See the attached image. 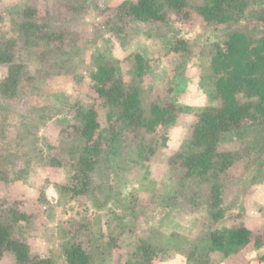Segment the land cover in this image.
<instances>
[{"label": "rangeland", "instance_id": "obj_1", "mask_svg": "<svg viewBox=\"0 0 264 264\" xmlns=\"http://www.w3.org/2000/svg\"><path fill=\"white\" fill-rule=\"evenodd\" d=\"M123 1L0 0V40L16 38V56L24 63L18 93H0V214L34 256H49L56 264H66L65 245L75 238L95 264H143L138 250L143 242L158 246L159 264H259L264 249L252 245L237 258L211 253L206 263L205 238L232 225L248 226L255 234L264 229V128L223 137L219 150L237 158L224 177L225 217L214 224L206 204L209 184L181 183L170 160L193 148L195 110L222 103L211 65L216 45L233 31L262 29L264 0H250L241 21L233 24L206 23L194 7L207 0H190L194 6L184 21L173 16L166 22L128 25L118 14ZM32 3L43 8L39 21L49 28L68 21L74 39L52 48L41 41L26 47L20 24L22 10ZM68 3H79L83 11L74 12ZM136 54L149 65L142 77ZM107 62L129 85L141 87L146 113L166 100L184 109L176 121L153 132L126 131L110 166H105V156L97 166L90 193L73 199L62 187L71 184L73 170L55 160L68 164L78 155L82 139L69 125L79 123V108L91 106L92 75ZM7 67L0 63V81ZM96 106L102 127L114 122L100 101ZM194 192L201 204L172 207L164 198L177 193L187 199ZM0 264H15L14 255L8 252Z\"/></svg>", "mask_w": 264, "mask_h": 264}, {"label": "trees", "instance_id": "obj_2", "mask_svg": "<svg viewBox=\"0 0 264 264\" xmlns=\"http://www.w3.org/2000/svg\"><path fill=\"white\" fill-rule=\"evenodd\" d=\"M249 2L250 0H207L194 8L206 23L233 24L241 21ZM191 5L194 6L190 0H126L118 5V14L121 19L127 18L125 25L130 21L141 24L166 22L173 16L177 22H181L187 17ZM37 6V3L28 4L22 10L24 21L20 24V35L24 38L26 47L41 41L52 48L55 44L74 39L76 31L66 20L64 25L52 29L41 23L39 17L45 11ZM67 7L78 13L83 11L84 6L68 3ZM1 19L0 12V21ZM261 19L262 29L233 31L222 45H216L211 65L214 90L222 103L220 106H206L198 111L194 109L198 120L192 131L193 148L179 151L170 160L171 166L176 167L182 176L181 183L187 180L196 181L199 185L209 184L206 204L213 224L225 217L224 177L237 158L236 153L219 150L223 137L248 128H264V15ZM17 43L18 40L13 37L0 40V63L8 65L5 76L0 81V93L9 97L18 93L23 76L24 63L17 59ZM135 58L137 73L142 77L149 65L141 54H136ZM91 91L94 94V100H90L91 106L79 108V123L69 125L70 130L82 139L78 155L68 164L55 160L56 165H66L73 170L71 184L62 186L73 199L90 193L97 166L104 156L105 166H110L114 157L112 155L119 150L117 147L120 138L126 131L139 135V129L144 128L153 132L160 125L176 121L184 109L179 102L166 100L162 104H152L149 113H146L142 106L141 87L137 84L129 85L109 62L98 66L93 73ZM97 101L107 109L108 118L114 119L105 128L102 127ZM152 149L151 154L155 147ZM198 194L194 192L192 198L186 199L187 196L180 198L177 193H171L173 198L165 195L164 198L170 206L178 207L185 203L201 204ZM144 200L149 201L143 199L142 202ZM18 218L16 216L15 219ZM205 239L208 246L205 252L206 263H209L208 258L214 252L227 259L241 257L245 248L251 245L256 250L264 249V229L255 234L245 225H232L211 231ZM158 249L153 244L141 243L138 250L142 263L159 264ZM195 250L196 248L192 252L194 256ZM64 251L66 264H95L94 257L81 240L73 239L65 245ZM8 252L14 255L15 264H56L49 256H34L30 244L17 237L12 224L0 214V262ZM256 260L259 264H264V250Z\"/></svg>", "mask_w": 264, "mask_h": 264}]
</instances>
